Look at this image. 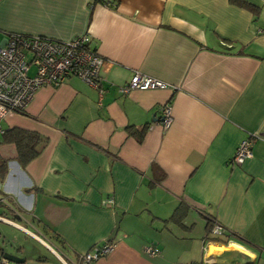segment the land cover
Here are the masks:
<instances>
[{
    "label": "crops",
    "instance_id": "0c3cea01",
    "mask_svg": "<svg viewBox=\"0 0 264 264\" xmlns=\"http://www.w3.org/2000/svg\"><path fill=\"white\" fill-rule=\"evenodd\" d=\"M245 1L257 14L229 0H0V43L10 33H87L108 61L102 99L69 75L1 121L47 138L25 166L0 142L2 244L14 248L9 231L20 227L53 252L13 253L20 263L78 264L109 240L94 264L196 262L210 217L232 235L206 241L202 264H264V0ZM134 71L169 86L120 94ZM169 102L163 130L159 106ZM128 126L144 129L141 139ZM248 135L251 157L231 165ZM106 196L113 204H101ZM179 204L182 224L164 221ZM147 243L160 253H144ZM6 251L0 245L2 259Z\"/></svg>",
    "mask_w": 264,
    "mask_h": 264
},
{
    "label": "built area",
    "instance_id": "2783aa9c",
    "mask_svg": "<svg viewBox=\"0 0 264 264\" xmlns=\"http://www.w3.org/2000/svg\"><path fill=\"white\" fill-rule=\"evenodd\" d=\"M90 36L85 33L71 39H52L40 35H25L10 33L0 43V120L8 114L24 110L34 93L41 86H58L69 75H77L97 90L99 100L102 99L106 81V58L100 55L90 45ZM169 84L149 75L134 71L124 83L117 85L120 94H126L133 89L166 88ZM163 130H167L173 121L170 103L160 107ZM2 129L0 128V132ZM253 139L250 135L237 144L229 163L241 165L252 155ZM112 196H106L101 204H113ZM221 232L220 224L215 222L212 233ZM207 240H204L202 254L205 253ZM113 243L105 241L94 245L82 254L81 263H88L104 256L113 248ZM143 251L149 256L160 253L159 248L147 243ZM209 262L203 256L201 262L182 264H201ZM0 264H9L1 260Z\"/></svg>",
    "mask_w": 264,
    "mask_h": 264
},
{
    "label": "trees",
    "instance_id": "16d2710c",
    "mask_svg": "<svg viewBox=\"0 0 264 264\" xmlns=\"http://www.w3.org/2000/svg\"><path fill=\"white\" fill-rule=\"evenodd\" d=\"M114 0H93V2H100L104 4H109L110 2H113ZM230 2L237 4L241 7H244L255 14L258 12V7L245 0H229ZM25 110H21L19 112H24ZM129 134H135L138 139H141L144 129L139 130L138 132L135 131L132 127H127ZM0 142H8L13 143L15 146L16 154L15 158L19 162L20 165L25 166L29 161H31L33 158H35L43 146L47 142V138L41 136L35 131L27 130L24 128L12 126L2 129L0 132ZM6 161L5 159L0 158V171L2 175L4 174L6 170ZM160 178V176L158 177ZM186 213V206L179 204L175 211L169 216V218L165 219L164 221L168 222H175L182 224V220ZM217 222L213 218H208V221L205 225V235L204 240L207 241H216V242H225L229 236L232 235V233H229L226 231L223 225L220 223L221 232L219 234L212 233V226L213 224ZM218 223V222H217ZM110 241V240H109ZM113 243V241H110ZM81 255H78V264H82L81 262ZM40 260H45V257H38ZM2 258L0 257V261ZM96 260L84 263V264H94ZM16 264H22V263H16ZM62 264V263H59Z\"/></svg>",
    "mask_w": 264,
    "mask_h": 264
},
{
    "label": "rangeland",
    "instance_id": "374dc122",
    "mask_svg": "<svg viewBox=\"0 0 264 264\" xmlns=\"http://www.w3.org/2000/svg\"><path fill=\"white\" fill-rule=\"evenodd\" d=\"M151 89H153V88H151ZM163 104H165V103H163ZM163 104H161L159 106V110ZM170 105H171V103H170ZM1 121H3V120H0V126L3 125V122H1ZM3 226H5V225L2 224V222H1L0 223V233H1L0 234V245H2L5 250L9 251L8 253L12 252V254L15 253V254H20V255L38 254V252H41V251H37V249L39 248V249H42V254H45L44 255L45 257L49 258L50 260L52 259L53 252H51L49 250H44V249H47V247L44 244L39 242L34 236H32L31 234H29L28 232H26L25 230H23L20 227H17V228L15 227L16 232L15 231H9V234L11 233L10 236H13L15 238V241H16L15 243L17 244L14 248H11V245L7 244V242L5 244H2L1 240L2 239L4 240V235H5ZM199 227H200V225L198 222L196 224L195 229L199 230L200 229ZM7 237L9 238V235H6L5 238L7 239ZM7 240H9V239H7ZM20 245L23 246V249L21 251L18 250V247ZM42 247H44V249ZM39 254H41V253H39ZM20 257H23V256H20ZM202 258H203V254H202ZM202 258H201V260H202ZM201 260L196 261V262H201ZM188 263H190V262H188Z\"/></svg>",
    "mask_w": 264,
    "mask_h": 264
},
{
    "label": "water",
    "instance_id": "95a60500",
    "mask_svg": "<svg viewBox=\"0 0 264 264\" xmlns=\"http://www.w3.org/2000/svg\"><path fill=\"white\" fill-rule=\"evenodd\" d=\"M3 257L10 263H20V262H23L24 259L22 257H18L17 255H14L12 253H7L5 252L3 254Z\"/></svg>",
    "mask_w": 264,
    "mask_h": 264
},
{
    "label": "bare ground",
    "instance_id": "6f19581e",
    "mask_svg": "<svg viewBox=\"0 0 264 264\" xmlns=\"http://www.w3.org/2000/svg\"><path fill=\"white\" fill-rule=\"evenodd\" d=\"M2 260H5L6 262H8L5 258L4 259H2Z\"/></svg>",
    "mask_w": 264,
    "mask_h": 264
}]
</instances>
